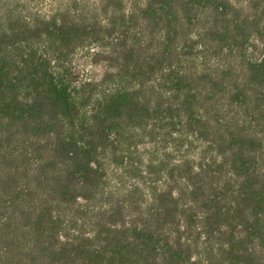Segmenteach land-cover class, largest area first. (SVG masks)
<instances>
[{"label":"trees","instance_id":"trees-1","mask_svg":"<svg viewBox=\"0 0 264 264\" xmlns=\"http://www.w3.org/2000/svg\"><path fill=\"white\" fill-rule=\"evenodd\" d=\"M0 264H264V0H0Z\"/></svg>","mask_w":264,"mask_h":264},{"label":"rangeland","instance_id":"rangeland-1","mask_svg":"<svg viewBox=\"0 0 264 264\" xmlns=\"http://www.w3.org/2000/svg\"><path fill=\"white\" fill-rule=\"evenodd\" d=\"M48 3H49V1H47V2L44 1V3L42 2L41 7L43 9H48V7L50 6V3L49 4Z\"/></svg>","mask_w":264,"mask_h":264}]
</instances>
